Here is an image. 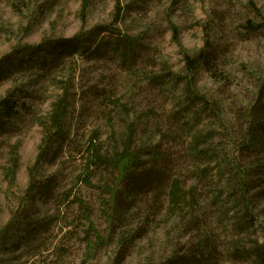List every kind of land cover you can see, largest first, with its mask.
<instances>
[{
	"label": "rangeland",
	"instance_id": "rangeland-1",
	"mask_svg": "<svg viewBox=\"0 0 264 264\" xmlns=\"http://www.w3.org/2000/svg\"><path fill=\"white\" fill-rule=\"evenodd\" d=\"M257 12L264 0H0V101L11 91L18 104L0 128V264H264V144L242 148L247 108L264 110V30L244 27ZM77 35L90 53L35 51ZM118 38L135 43H122L127 62L108 47ZM99 43L108 50L93 54ZM204 47L219 73L190 75L185 55ZM67 91L58 138L51 113ZM131 135L162 176L137 202L112 162ZM174 181L184 210L170 208Z\"/></svg>",
	"mask_w": 264,
	"mask_h": 264
},
{
	"label": "trees",
	"instance_id": "trees-1",
	"mask_svg": "<svg viewBox=\"0 0 264 264\" xmlns=\"http://www.w3.org/2000/svg\"><path fill=\"white\" fill-rule=\"evenodd\" d=\"M252 4H253V0H252ZM258 14H260V23H256L253 20H246V23L244 25V27L250 31V32H260L261 30H264V16L260 13L257 12ZM174 38H177V31H176V27H174ZM118 34H121L118 31ZM132 38V37H131ZM126 43V47H134L135 43L133 40H131L130 38H118L117 40H113L111 41V43H108V47L110 45H112L113 49L116 52L122 53V55L120 56L121 59L125 62H127V60L129 58H131V53H130V48H128L127 50H123L121 49V47L123 46L122 43ZM101 44L103 43H99L98 47L96 46V48L93 50V54L94 53H98L101 50H104L103 48L101 49ZM110 48V47H109ZM209 47H204L203 50H201L198 54H195L194 56L185 55V63H186V70L189 71L190 75H193L198 68H201L204 66V68L207 69V71L211 72L212 74L214 72H218L217 70L214 71L213 68L211 67V63L209 62H214L210 61V54H209ZM108 48H106L104 51H107ZM36 52H38V54H42V56L48 54V57H53L56 59V62H60L62 60H65L67 58H73L75 55L79 54V53H83V54H88L91 51V48L87 46V42L85 40V36L83 35H77L71 39H59L53 42H49L47 43H43L42 45L38 46L35 49ZM21 68L24 66V64H20L19 65ZM18 66V67H19ZM17 68V67H16ZM14 68V69H16ZM13 69V73L15 72ZM218 69V68H217ZM12 72H9V74H11ZM219 73V72H218ZM215 78H217L214 75ZM262 83V85L258 86V92H257V104H260L261 102V97H263L264 95V76L262 78H259V84ZM188 86H190V82L188 81ZM70 91L66 92V95H64L58 105H55L56 107L53 108L52 111V117H51V130L58 136V138H65L66 137V132H65V127H64V116H65V112L68 110V106L70 104V98L67 96L69 94ZM198 96V95H197ZM204 97H199L198 99L204 100ZM63 102H66L68 106H65V112L62 113L61 111V106L63 104ZM206 104H208L209 102L206 100L205 101ZM257 104L254 106V110H256V106ZM17 108H18V104L17 101L15 100V96L13 94V92L8 91V94L6 97L2 98V100L0 101V128L4 125V123L2 122V119L5 118H11L13 114L17 113ZM249 110L248 114L245 115V123L243 126V131L246 134V142L244 143L245 145L242 147L244 148L245 146H247V149H256L259 148L261 145L264 144V119L262 118L261 114L263 113V109H259L258 111H253V109H251V107L247 108ZM256 120V121H255ZM256 123H255V122ZM133 135L130 136V138L127 140V143L125 144V147L123 148H119L118 150H116V152L114 153L112 162L114 167L117 169V171L119 172V177L121 179V181L123 183H126V187H125V195L127 199H133L135 202H137V200H139L138 198H141L143 195H145L148 191L150 190H156L155 188L158 186V184L161 182V178L162 176L160 175L161 172L160 171H156L155 169H149L146 166H144L143 163V156H148V153L144 152V151H139L133 150ZM200 141H198V135H195L192 139H191V143H190V148L192 149V151L194 149H198L197 146L200 145ZM201 146V145H200ZM204 147V144H203ZM47 146L45 147V144L43 146V148L41 149L42 151L40 152V155L38 157V161H41L42 158L45 156V153L47 151ZM249 151V150H248ZM144 152V153H143ZM202 154H199L201 157H205L207 154H211L209 149H205L203 148L201 151H199ZM160 154V153H159ZM18 166L17 163V159L15 160V164L12 170L16 169ZM254 166H249L248 168H245L241 175L242 178L240 180H243L244 183L240 182V187H241V191H244L243 194L245 197L246 194H248V183L246 182V176L248 175V173L252 172V170H256ZM86 184H91V177H87L84 181ZM239 186V183H238ZM245 188V189H244ZM35 190L37 189V186L33 185L31 186V190ZM247 189V190H246ZM182 187H181V183L179 181H174L171 185V188L168 192V197L170 199V208H178L180 210H184V207L181 206V204L183 203V200L185 202V200L187 201V195L186 193L183 194L181 193ZM151 192V191H150ZM186 195V197H184ZM192 198V197H191ZM112 202L114 203V206H119L122 205V199H119V196L116 194V192L113 193V196L111 197ZM117 206H116V211H117ZM133 206V205H132ZM133 207L125 206L126 209V214L127 213H133ZM178 209V210H179ZM87 215H86V219L87 222L90 220V216H91V212L90 210L87 208L86 209ZM178 212H176L177 214ZM248 221H250V219H248ZM90 228L91 230L95 229V226L92 224V222H90ZM201 247H205V244H202ZM259 260L264 261V248H262L259 253L257 254ZM204 264L201 261L196 260L195 258H193L192 256L189 257H185L183 260L178 261L175 264Z\"/></svg>",
	"mask_w": 264,
	"mask_h": 264
}]
</instances>
